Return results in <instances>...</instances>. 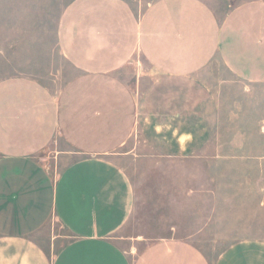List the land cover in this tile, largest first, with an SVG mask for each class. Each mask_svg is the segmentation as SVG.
Returning <instances> with one entry per match:
<instances>
[{"label": "crops", "instance_id": "1", "mask_svg": "<svg viewBox=\"0 0 264 264\" xmlns=\"http://www.w3.org/2000/svg\"><path fill=\"white\" fill-rule=\"evenodd\" d=\"M132 1L64 7L58 45L75 75L59 91L26 76L0 81V264H264L261 240L236 243L215 263L179 239L133 257L118 233L134 186L113 159L139 123L132 70L144 90L190 79L214 60L264 83V0ZM174 139L181 152L193 142L187 132ZM57 141L68 149L51 166L41 156ZM51 223L72 237L53 261Z\"/></svg>", "mask_w": 264, "mask_h": 264}, {"label": "rangeland", "instance_id": "2", "mask_svg": "<svg viewBox=\"0 0 264 264\" xmlns=\"http://www.w3.org/2000/svg\"><path fill=\"white\" fill-rule=\"evenodd\" d=\"M70 1L0 0V81L26 76L57 92L75 75L57 31ZM131 72L139 123L113 157L135 191L132 216L118 233L123 246L135 257L152 242L179 239L215 263L236 243L264 241V83L239 80L220 60L190 79L162 80L146 90ZM181 132L193 139L183 152L174 142ZM64 149L57 141L41 157L53 166ZM50 226L49 237L57 235L53 261L72 237L59 224Z\"/></svg>", "mask_w": 264, "mask_h": 264}]
</instances>
